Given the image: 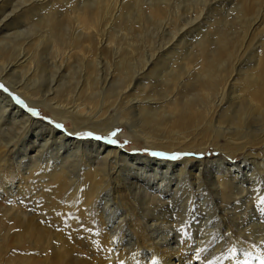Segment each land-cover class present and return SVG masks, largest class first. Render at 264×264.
<instances>
[{
    "label": "bare ground",
    "instance_id": "obj_1",
    "mask_svg": "<svg viewBox=\"0 0 264 264\" xmlns=\"http://www.w3.org/2000/svg\"><path fill=\"white\" fill-rule=\"evenodd\" d=\"M0 82V196L15 197L0 202V226L21 230L32 251L20 257L259 264L264 0H0ZM13 95L71 120V135ZM123 125L151 149L195 155L173 161L75 136ZM210 149L220 154H199ZM36 181L46 202L31 210L23 199ZM77 201L91 231L48 228V214Z\"/></svg>",
    "mask_w": 264,
    "mask_h": 264
},
{
    "label": "rangeland",
    "instance_id": "obj_2",
    "mask_svg": "<svg viewBox=\"0 0 264 264\" xmlns=\"http://www.w3.org/2000/svg\"><path fill=\"white\" fill-rule=\"evenodd\" d=\"M230 4H231V2L229 3V5ZM205 10H206V8H205ZM224 13H225V14H223L224 16L225 15L229 16L226 19L228 21V20L231 19V17H233L234 11H230L228 13V7H227V8L224 9ZM217 20H219V17H214L212 19L213 23L216 22ZM226 20L224 19L223 25H224ZM185 23H187V22H185ZM212 25H214V24H212ZM194 30H196V29H194ZM28 108L35 109V110H37L39 112V116H37L38 120H41V121H43L45 123H49L48 121L50 120V121H54V122H56L58 124H62L64 127H63V129H59L60 131L72 133V130L75 128L74 124H72L73 122L71 120H69L68 122H64V121H61L59 119L54 118L53 114L45 106H42V105H38L37 106L36 105V106H28ZM116 129H120L121 131L117 134V137H115V139H117L118 145H120V147L122 149H124V150H128L130 152L131 151L132 152H138V153H141V154H144V155H147V156H152V155H150V153L153 152V151L168 153L166 151H156L154 148L153 149L149 148L148 146H146L147 143H145L144 139H142L140 137H137L134 134H129L128 128H126L124 125L123 126H119ZM87 132H92V131L87 130V129H83V130L79 131L75 136H77V138H80L82 140H84V139H86V140L87 139L97 140V139H94V138H88V137H85V136H82V135H78V134H83V133H87ZM92 133L95 136H101V137H107V136H109L111 134V132L110 133H106V132H99V133L92 132ZM99 141L106 142L105 140H99ZM173 153H178V152H173ZM168 154H172V153H168ZM199 154H201L202 157L207 156V157H205V159H210V158L214 159L216 156H218V154H220V152L218 150L213 151L212 149H210L208 152L199 153ZM181 159H179V160H181ZM236 159H240V156H237ZM173 161H177V160H173ZM259 178H261L264 181V175L263 174H261V176ZM39 184L40 183L38 181H36L35 184H34V182H33V184L31 183L29 186H32V187H29V191L27 192V194L29 196L32 194L31 195L32 198L27 196L26 198L23 199V203L26 204V205L28 204L27 206H30L31 210H32V208H34V205L42 207V206H44V203L46 202V198L41 196L44 193V190L43 191L41 190V192L39 191L40 188H41ZM48 190H50V189L48 188ZM9 199L13 200V199H15V197L9 196L8 199H7L5 197H1L0 196V202L3 203L4 206L7 205V207L9 206L8 204H10V200ZM60 200L64 201L65 199L60 198ZM36 204H38V205H36ZM71 204L73 205V207L71 206ZM75 204L70 203V205L67 206L68 209H69L68 210V214H66L67 216L63 215V212H62L61 208L56 210V213L59 214V215H57L56 213L55 214H51V213L48 214L47 215L48 217L46 216V218L44 219L45 223H47L48 226H49L48 228H50V229L52 228L53 232H58V233H62V234L64 233V234L70 235V236L71 235H74V236L77 235L75 237L83 238V236L87 232L88 226L83 223V221L81 220V217H78V211H77L78 206L77 205L79 204V201H77ZM101 205L103 206L104 202H102ZM0 213H1L2 217H4V218L6 217V214H4L5 212L0 211ZM72 218H74V219L72 220ZM76 219H77V221L75 222ZM93 227H96V226L93 225ZM0 228H1V230H0V248H1L0 249V259H2V260H0V264H11V263H14V264L20 263V264H22V261H23V264H31L32 262H31L30 259L29 260H27V259L25 260V259H23V257H20L21 255L25 257V256H27V254H29V253L31 254V251H32L30 249H26L25 246L22 247L20 245V238L21 237H19L20 236L19 233L21 234V232H20L21 230H19V229L11 230L12 231L11 232L10 229L2 228V226H0ZM6 231L8 232V234H7ZM13 231H15V232H13ZM16 232H17L18 236H17ZM3 237H5V240L9 238V240H10L8 242L9 244H7L8 240L6 242L3 241L4 240ZM11 240L13 241L12 242L13 244L11 243ZM14 242H17L16 243L17 245ZM10 244H12V245H10ZM5 246H6V248H5ZM18 254H19V257H18ZM7 258H10V259H7ZM20 258H21V260H20ZM27 258H29V257H27ZM38 258H39V260H41L42 256H39ZM7 260H8V262H7ZM10 260H12V261L10 262ZM24 261H25V263H24ZM50 264H54V263H50Z\"/></svg>",
    "mask_w": 264,
    "mask_h": 264
},
{
    "label": "snow or ice",
    "instance_id": "obj_3",
    "mask_svg": "<svg viewBox=\"0 0 264 264\" xmlns=\"http://www.w3.org/2000/svg\"><path fill=\"white\" fill-rule=\"evenodd\" d=\"M0 89H3L5 92L8 91V89L5 87V85H3L2 83H0ZM13 99H15L17 104H22L25 108H27V110L34 116H39V112L35 109L32 108H28V106L26 104H24V102L18 97V96H14L13 95ZM50 124H53L56 128L58 129H63V125L62 124H58L54 121H48ZM120 129H116L115 131H113L109 136L107 137H101V136H95L93 133L91 132H87V133H83V134H78V135H82L88 138H94L97 140H105L108 144L110 145H114V146H118V141L117 139H115V137H117V134L120 132ZM69 135H71V133H69ZM150 155H152L153 157H161V158H165V159H169V160H179L183 157L186 156H191V155H195L193 153H172V154H168V153H164V152H151ZM260 204L264 205V197L260 198ZM261 211H264V208L261 209ZM59 215V214H58ZM88 231H91V229H87ZM178 235H183L184 234V230L180 229L177 230ZM253 247H255V245H253ZM203 251V249H202ZM230 254L231 257H235L236 256V249L232 248L230 249ZM244 255L246 257H251V253L250 252H244ZM197 259H199V253H197ZM217 259H219V257H217ZM254 259H257L259 261V264H264V256H257L254 257ZM121 264H124L123 261H121ZM209 264H212L211 261H209ZM237 264H241L240 261H237ZM243 264H248V261H244Z\"/></svg>",
    "mask_w": 264,
    "mask_h": 264
}]
</instances>
